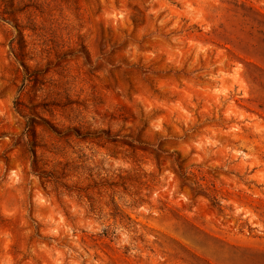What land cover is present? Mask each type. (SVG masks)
Wrapping results in <instances>:
<instances>
[{
  "label": "rangeland",
  "instance_id": "obj_1",
  "mask_svg": "<svg viewBox=\"0 0 264 264\" xmlns=\"http://www.w3.org/2000/svg\"><path fill=\"white\" fill-rule=\"evenodd\" d=\"M0 264H264V0H0Z\"/></svg>",
  "mask_w": 264,
  "mask_h": 264
}]
</instances>
